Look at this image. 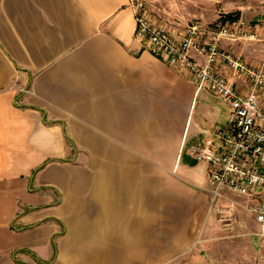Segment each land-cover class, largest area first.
<instances>
[{"label": "crops", "instance_id": "0c3cea01", "mask_svg": "<svg viewBox=\"0 0 264 264\" xmlns=\"http://www.w3.org/2000/svg\"><path fill=\"white\" fill-rule=\"evenodd\" d=\"M133 3L0 0V264H264L254 198H213L194 157L225 149L230 103L145 48ZM237 10L257 39L221 49L258 67L264 0Z\"/></svg>", "mask_w": 264, "mask_h": 264}, {"label": "built area", "instance_id": "2783aa9c", "mask_svg": "<svg viewBox=\"0 0 264 264\" xmlns=\"http://www.w3.org/2000/svg\"><path fill=\"white\" fill-rule=\"evenodd\" d=\"M133 6L136 37L144 42L145 48L186 71L199 88H206L230 103V122L217 131L225 149L198 146L194 157L213 167L210 174L213 198L223 189L254 198L250 209L261 226L264 240V199L261 198L264 195V109L260 105V97L264 96V61L258 67L250 66L241 57L224 52L220 46L224 39L247 37L255 40L257 33L238 20H225L214 26L196 22L184 32L176 33L154 23L143 3H133ZM194 54L204 57L206 62H198ZM220 60L249 80L251 91L248 94L237 91L227 76L214 68Z\"/></svg>", "mask_w": 264, "mask_h": 264}, {"label": "rangeland", "instance_id": "374dc122", "mask_svg": "<svg viewBox=\"0 0 264 264\" xmlns=\"http://www.w3.org/2000/svg\"><path fill=\"white\" fill-rule=\"evenodd\" d=\"M242 1L246 0H134V3H143L148 16L157 25L180 33L196 22L204 26H214L225 20L233 21L232 19H234L243 21L250 26L256 24L246 20L244 15L238 16L237 9ZM211 2L219 5L218 10H222L224 13L219 14L220 17L217 20L207 21L202 15L200 16L198 11L203 14L210 13L206 3Z\"/></svg>", "mask_w": 264, "mask_h": 264}, {"label": "trees", "instance_id": "16d2710c", "mask_svg": "<svg viewBox=\"0 0 264 264\" xmlns=\"http://www.w3.org/2000/svg\"><path fill=\"white\" fill-rule=\"evenodd\" d=\"M228 18H230V16H228ZM232 20H234V19H232Z\"/></svg>", "mask_w": 264, "mask_h": 264}]
</instances>
